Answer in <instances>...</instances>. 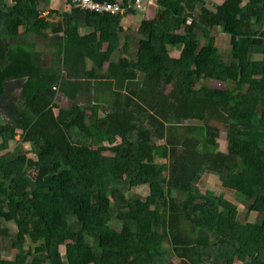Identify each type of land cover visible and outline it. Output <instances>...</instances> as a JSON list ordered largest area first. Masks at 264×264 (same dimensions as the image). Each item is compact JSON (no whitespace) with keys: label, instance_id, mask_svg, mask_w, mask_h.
Wrapping results in <instances>:
<instances>
[{"label":"trees","instance_id":"16d2710c","mask_svg":"<svg viewBox=\"0 0 264 264\" xmlns=\"http://www.w3.org/2000/svg\"><path fill=\"white\" fill-rule=\"evenodd\" d=\"M47 2L0 0V108L5 83L22 82L0 110V264H176L168 252L179 264H264V0L215 10L204 0H154V15L131 35L134 52L121 25L133 7L70 4L68 22H52ZM213 28L229 35L227 53ZM35 36L53 48L46 70ZM84 93L90 102L76 101ZM58 94L69 107H57ZM210 173L239 193L242 211L202 190ZM141 185L146 197L126 191ZM3 222L15 225L9 243L25 252L20 259L3 256Z\"/></svg>","mask_w":264,"mask_h":264},{"label":"rangeland","instance_id":"374dc122","mask_svg":"<svg viewBox=\"0 0 264 264\" xmlns=\"http://www.w3.org/2000/svg\"><path fill=\"white\" fill-rule=\"evenodd\" d=\"M9 1V0H8ZM152 3L149 2H145L144 4L141 5L140 8L135 9V12H131L126 14L125 16H123L122 20H121V25L122 28L124 30L123 35L128 34L130 37L128 38V43H129V51L133 50V52L135 51L136 48V44H135V40L133 38H131L132 33L137 29L139 22L142 19L145 18H151L155 11H156V4L154 2V0H151ZM224 0H204V6L215 10L216 9V5L223 2ZM48 6L46 8H48V12L47 10H44V12L42 14L47 15L48 13V20L52 21V22H56L57 20H63L65 22H68L69 20V8H70V3L67 0H48ZM191 22V20L188 22V24ZM67 25V24H66ZM22 27L19 28V31L22 32ZM186 30V27L183 26L181 27L180 31H184ZM84 31H86V29L84 27L80 28V32L83 33ZM212 33L215 35L216 37V43L219 45L220 50L222 53H227L226 51L227 48H229L230 46V37L227 33H224L221 29L219 28H213L212 29ZM122 35V36H123ZM33 35L32 34H28L26 36V38H31ZM20 38V37H19ZM17 40V39H15ZM35 40V44H36V50L40 51L42 53L41 55V59H42V70H46L48 67H52V51L53 48L51 47L50 43L47 42V40L45 38H42L40 36H35L34 38ZM124 41L123 38H121L120 43L122 44ZM231 48V46H230ZM182 47H174V49H170V55L171 56H179L181 53ZM117 55V54H116ZM115 55V57H116ZM90 61L87 60V65H90ZM64 73L67 74V71L64 70ZM21 80L15 79V80H10L8 82L5 83V88H6V93L4 94L3 98V105L0 108L1 111L5 112L8 110V105L10 102H13L14 100L19 98V91H20V85H21ZM208 84L210 86L213 87H226L228 86L226 82L224 81H220V80H216V79H212L208 82ZM98 88V94L101 95L103 94L104 90L102 89V86H97ZM169 88H171V86H169ZM94 90V88H93ZM101 97V96H100ZM90 98L91 95L90 93H84L80 96H78V98H76V101L78 102H82V103H89L90 102ZM55 104L57 105V107H61V108H67L69 107V105L71 104V99H69L67 96L64 95H59L58 97L55 99ZM99 103L101 105L103 104V101L100 100ZM87 112L89 113L90 111L87 110ZM99 114L102 115L103 112L102 110L99 111ZM0 120H2L0 118ZM19 134L20 131L17 130L16 135L14 136V139H11L9 142V148L11 149L19 140ZM219 141V150L226 152L227 151V139H226V131L225 128L222 129V132L220 133V136L218 138ZM159 143H162L163 140H158ZM41 145H43L41 143ZM92 145V144H90ZM23 148L24 151L26 153V155L28 157H35V149H33V147L29 144V143H24L23 144ZM104 154H106V156L110 155L111 152L106 150L104 151ZM31 174H34V171L31 172ZM204 184L202 185V190L206 191V190H212L215 194L219 195L221 193L225 194V196L230 199L231 201L235 202L238 204L239 209L242 211L244 209V204L242 203L241 200V196L239 195L238 192H236L235 190H231L230 188H225L222 183L221 180L219 179L218 175H216L215 173H210L208 174V176H205L204 181H202ZM128 194H130L132 197H146L149 193V188L146 185H141V186H135V187H129V189L126 190ZM257 217V213L256 212H251L248 215V218L246 219V217H243V213H242V220H250L253 221L255 220ZM3 225L6 226L9 231L7 232L6 236H5V242L7 245V248L3 249V256L5 258H11L14 256H17L18 259H20V257L24 255V253H19L18 251H16V249L11 248L10 247V243H9V239H11V237H13L14 233H15V225L13 222H3ZM29 241H26L25 243V247L28 245ZM166 248L171 249L170 244L166 243L165 244ZM61 252H64V246L62 245L60 247ZM31 256L28 257V261L30 260ZM168 259L174 261L176 264H179V259L173 254V253H169L168 252ZM236 264H242V260L241 259H237V261L235 262ZM44 264H49L48 262H45Z\"/></svg>","mask_w":264,"mask_h":264},{"label":"built area","instance_id":"2783aa9c","mask_svg":"<svg viewBox=\"0 0 264 264\" xmlns=\"http://www.w3.org/2000/svg\"><path fill=\"white\" fill-rule=\"evenodd\" d=\"M70 4H74L81 9L96 11L101 13H124L126 8L133 7L134 9H138L145 2L152 3L151 0H128L126 5L122 4V0H67Z\"/></svg>","mask_w":264,"mask_h":264},{"label":"crops","instance_id":"0c3cea01","mask_svg":"<svg viewBox=\"0 0 264 264\" xmlns=\"http://www.w3.org/2000/svg\"><path fill=\"white\" fill-rule=\"evenodd\" d=\"M48 6V3H47V5L45 6V10H47V12H48V8H46ZM37 47V46H36ZM91 66V63H90V65H88V67H90Z\"/></svg>","mask_w":264,"mask_h":264}]
</instances>
